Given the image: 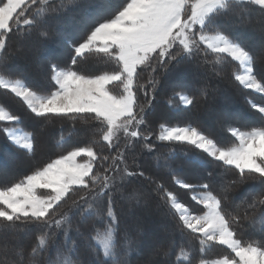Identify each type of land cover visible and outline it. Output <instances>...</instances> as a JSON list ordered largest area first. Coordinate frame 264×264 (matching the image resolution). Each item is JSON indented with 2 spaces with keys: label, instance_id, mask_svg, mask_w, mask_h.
Here are the masks:
<instances>
[{
  "label": "snow or ice",
  "instance_id": "obj_1",
  "mask_svg": "<svg viewBox=\"0 0 264 264\" xmlns=\"http://www.w3.org/2000/svg\"><path fill=\"white\" fill-rule=\"evenodd\" d=\"M80 10L91 25L79 38L65 42L68 63L48 61L46 87L33 86L9 67L12 36L28 39L35 34L47 40L54 18ZM242 26H255L264 34V0H123L103 17L78 0H0V93L20 102L39 130L59 119L72 122L69 137L77 121L89 125L93 134L88 143L0 186V237L6 241L0 252L5 259L11 253L9 264H131V257L141 254L144 218L153 206L175 221L179 236L158 250L166 260L178 249L177 264H193L197 253L195 264H264V103L245 97L261 123L226 124L233 138L228 145L192 124L160 123L154 134L148 121L160 76L180 66L198 82L194 94L182 84L176 86L179 91L174 89L185 108L196 107L199 98L214 90L211 80L224 79L230 62L239 69L231 73V81L264 97V76L256 71L258 61H264V43L259 52L248 48L235 31ZM90 59L114 67L97 73L77 67ZM0 133L25 155H35L38 129L26 126L25 117L3 101ZM153 135L164 144L187 145L182 151L192 169L185 172L171 163L173 148L156 152ZM65 142L62 132L57 143ZM144 151L156 153L154 171L141 166ZM212 162H219V193L207 178L214 172H199ZM230 169L235 170L231 178ZM248 181L261 190L250 201H241V214L240 205L227 206L228 192ZM180 190L199 211L181 199ZM242 220L249 221L258 238H238ZM27 232L36 233V242L26 249L19 234ZM58 236L62 242L52 243ZM50 245L55 259L44 261ZM213 245L230 253L208 259Z\"/></svg>",
  "mask_w": 264,
  "mask_h": 264
},
{
  "label": "trees",
  "instance_id": "obj_2",
  "mask_svg": "<svg viewBox=\"0 0 264 264\" xmlns=\"http://www.w3.org/2000/svg\"><path fill=\"white\" fill-rule=\"evenodd\" d=\"M56 2L59 3V0H56ZM78 2L81 5L91 7L103 17L111 15L122 5L123 0H78ZM90 25L91 21L88 19L85 11H69L51 21L49 26L51 36L47 40H40L35 34L28 39L12 36L8 46V51L13 53L9 61V67L15 72L23 73L28 78V82L33 86L37 88L46 87L44 73L47 70L48 61L51 59L60 63L61 66L68 63L70 49L65 42L79 38L82 32ZM235 31L240 40L244 42L248 48L255 52H259L261 44L264 43V34L256 30L255 26H242ZM17 49L20 50L17 51ZM30 52L32 53L30 54ZM77 67L88 73H97L102 70H111L114 65L95 63L90 59L88 61H82ZM238 70L234 62H230L227 66L225 78H213L211 80V85L214 90L210 91L206 98H199L197 106L194 108L183 107L179 98L174 97L173 89L179 91V89L176 88L177 84L173 83L174 79L181 81L180 84L185 85V91H189L190 94L196 93L198 87V82L187 74L184 66L173 68L168 73L160 76V85L155 93V99L152 100V107L148 109L150 130L154 134L157 133L160 123H166L168 125L178 124L181 126L192 124L210 134L219 143L228 145L233 138H231L230 134L227 132L226 124L238 127L260 124L259 114L255 113L254 110L250 108L245 97L247 96L256 103H264V97L249 92V90L239 89L238 85H236L234 81H231V73ZM256 71L259 76H264V61H258ZM170 98H172L171 104L174 106H170ZM139 99L141 103L144 102L145 97L143 93L140 94ZM0 101L7 104L14 112L25 117L26 126L36 127L38 129V135L36 137L37 148L35 155L31 157L14 147L5 138L3 133H0V186H7L18 181L36 167L43 166L51 159L66 154V152L73 147L84 145L93 138L90 126L82 124L79 121L76 122L75 134L71 137L68 136L69 131H72V122L69 120L56 119L51 122H46L43 129L39 130V125L31 120L22 104L11 97L10 94L5 96L0 93ZM223 107L226 109V113L215 116V113L219 112ZM210 117H213V120H208ZM62 132L66 142L60 146L57 141ZM150 142L157 145L156 152H163L168 148L175 149L172 153L173 159L171 163L174 166L182 168L185 172H189L192 169V163L185 158L184 152L182 151V149L188 148L187 145L164 144L156 141L155 135H153L152 141ZM137 151H140V149L137 148ZM155 154V152L149 153L144 151L140 156L141 166L146 171H154L153 158ZM199 155L203 156L204 154L199 153ZM200 163L203 164V161ZM218 164L219 162H212L210 165L202 166L199 169V172L204 176H207L206 169L214 172L212 177L207 178L212 182L213 191L217 193H219V185L222 180L221 176L215 175V172L220 170L217 168ZM13 165L14 167H12ZM234 175L235 170L230 169L228 171V177L231 178ZM260 190L261 186L252 181L236 184L232 186L228 192L229 200L227 206L229 208H235L237 205H240L241 214H243L242 209L245 207V204H242L241 201L245 200V197L250 201L252 196ZM180 192L182 193L181 199L191 204L194 210H200V206L196 205L194 201H191L190 195L184 194L185 190H180ZM164 211V209L157 210L153 206V210L150 211L148 218L155 221L153 227L155 232L160 231L166 234L165 237L167 240L161 243L158 249H156L157 243H154L151 249L140 248L141 254L132 256L131 264H147L149 260H151L152 264H177L179 259L178 249L177 255L167 260L165 257L158 254V250L161 247H167L168 242L173 237L179 240L178 233L174 230L175 221H173L171 217L165 215ZM144 220L145 222L147 221V219ZM88 223L91 225L94 221L90 220ZM145 224H150V222L147 221ZM237 232L238 238L245 242L249 239L259 237V233L249 226L248 220L241 221L240 226L237 228ZM62 240L63 237L58 236L54 238L52 243H59L62 242ZM148 240H150L149 236L145 233L140 246L144 245ZM19 242L22 243L26 249L29 248L36 242V233H20ZM193 246L198 248L195 241H193ZM229 253L230 250H227L224 246L213 245L206 253V258L216 259ZM199 255L200 254L197 253L192 257L193 264H195ZM149 256H152V259L148 260L147 258H149ZM48 257L55 259V249L51 248V245L50 250L45 253L43 258L44 261H46ZM10 259V255L8 259L0 257V261H2L3 264H9Z\"/></svg>",
  "mask_w": 264,
  "mask_h": 264
},
{
  "label": "rangeland",
  "instance_id": "obj_3",
  "mask_svg": "<svg viewBox=\"0 0 264 264\" xmlns=\"http://www.w3.org/2000/svg\"><path fill=\"white\" fill-rule=\"evenodd\" d=\"M32 52H30V54H31ZM173 83H175V84H180L181 83V81H179V80H176V79H174V81H173ZM225 114L226 113V109L223 107L221 110H219V112H217V113H215V116L216 115H220V114ZM208 120H213V117L211 118H209ZM12 167H14V165L12 166ZM153 210V207L150 209V211H152ZM149 216L148 215H146L145 216V218L144 219H147V221L148 222H150V224H145L146 222H145V220H144V225H145V228H146V231H145V233L149 236V239L150 240H148L147 242H145V244L144 245H141L140 246V248H146V249H151V247L154 245V243H157L156 245H157V247H156V249H158L159 248V246L161 245V243H164L165 242V240H167L166 239V234H164V233H162V232H155V230H154V224H155V221H153V219L152 220H150L151 218H148ZM153 221V222H152ZM159 223V222H158ZM149 227V228H148ZM149 229V230H148ZM6 241H5V239L3 238V237H0V245H3L4 243H5ZM9 244H11L13 241H11V240H9V241H7ZM144 246V247H143ZM9 255L11 256V253H9ZM0 257H5V255H4V253L3 252H0ZM148 260L149 259H152V256H149V258H147Z\"/></svg>",
  "mask_w": 264,
  "mask_h": 264
},
{
  "label": "bare ground",
  "instance_id": "obj_4",
  "mask_svg": "<svg viewBox=\"0 0 264 264\" xmlns=\"http://www.w3.org/2000/svg\"><path fill=\"white\" fill-rule=\"evenodd\" d=\"M74 20H75V19H74ZM55 50H56V49H55ZM28 64H29V63H28ZM181 78H182V77H181ZM173 90H174V89H173ZM231 93H232V92H231ZM234 102H235V101H234ZM227 105H228V104H227ZM160 113H161V112H160ZM158 119H159V118H158ZM158 119H157V120H158ZM153 122H154V121H153ZM150 220H151V219H150ZM162 221H163V220H162ZM164 223H165V222H164ZM145 230H146V229H145ZM148 230H149V229H148Z\"/></svg>",
  "mask_w": 264,
  "mask_h": 264
}]
</instances>
